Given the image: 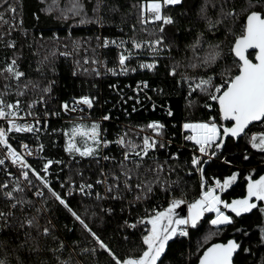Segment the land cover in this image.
I'll use <instances>...</instances> for the list:
<instances>
[{"label": "trees", "instance_id": "trees-1", "mask_svg": "<svg viewBox=\"0 0 264 264\" xmlns=\"http://www.w3.org/2000/svg\"><path fill=\"white\" fill-rule=\"evenodd\" d=\"M72 3L73 0H0V14L3 15L0 19V69L14 59L18 69L25 74L18 82L0 72V95L6 102L19 99L20 107L43 96L50 115L47 128L55 130H41L35 141L43 146L42 155L46 160H52L53 165L60 161L65 166L58 175L61 180L57 175L49 179L51 188L67 200L117 256L138 255L144 247L142 236L150 227L139 224L141 218L153 215V207L163 210L173 199H183L187 206L200 195V174L190 163L192 146L182 143V123L207 121L210 116L216 117L218 124L227 123L219 118L216 102L210 101L199 90L193 91L189 84L194 86L200 78L209 76L215 84H220L225 67L235 74L236 58L230 52L235 35L242 32L248 12L264 11V0H182L179 5L162 8L165 15L174 19L173 24L164 26L163 33L159 31L160 25L141 23L140 6L146 0H101L95 13L93 8L97 0H82L84 13L80 16L68 11ZM10 6L15 8L14 12ZM202 8L204 12H201ZM232 9L236 12L234 17L223 18L221 23L209 27V20L221 19L222 11ZM85 17L86 22L80 23ZM160 35L164 36V46L152 54L158 61L152 72L136 71L115 78L96 76L90 68L94 58L113 64L117 61L116 48L98 47L99 39L105 36L143 41L155 40ZM198 37L201 44L197 45V57L190 45ZM209 45H219L222 57L205 67L198 64V58L205 55ZM130 52H133L129 55L130 61L149 57L145 51L131 49ZM248 55L252 58L253 53ZM75 62L81 64L80 69H76ZM192 64L198 66L192 67ZM172 68L176 69L174 75L170 74ZM137 81H146L148 85L140 87L139 105L133 91ZM26 83L29 86L23 89V95H18ZM46 87L51 91L45 92ZM83 95L95 98L93 115L109 114V120L105 121L108 129H116L121 122L139 125L149 119H159L164 125V147L140 158L139 167L135 162L124 163L121 159L111 163L100 159V154L84 158L67 152L63 148V137L69 123L52 117V113L60 111L63 102L69 103ZM208 103L213 104L212 109L206 107ZM166 107L172 111V116L165 111ZM56 128L60 130L56 131ZM247 131L249 136L252 132L264 131V123H254ZM111 151L117 152L114 147L106 152ZM245 154L249 157L247 160ZM225 158L230 163L225 162ZM157 165H163V168L157 169ZM203 167L208 180L213 177L223 179L238 172L229 189L221 193L222 199L230 202L246 194L249 175L256 179L264 174V152L252 149L244 137L236 142L228 139L222 152ZM128 171L130 188L125 185L124 173ZM112 173H117L118 179L115 180ZM105 180L108 186L104 184ZM72 181L93 184L92 194L65 195L64 189ZM137 184L142 187L137 188ZM39 186L42 194L38 202L24 192H16V199L24 203L15 207L4 195L5 190L0 188V212L6 214L9 224L2 227L5 218L0 217V259H6L8 264H58V257L69 264H114L80 223L54 199L48 188ZM109 186L112 191L107 190ZM149 187L151 191L147 190ZM227 212L233 215V223L221 227L204 246L235 238L242 247L234 256V264H264V243L259 231V227L264 226V215L259 209L241 217H235L230 210ZM213 215L205 214V217L211 219ZM26 218L34 219L31 227L24 223ZM207 219L202 218L197 229L189 228V236H177L169 242L166 254L162 256L163 264L197 263L203 251L198 248L208 231ZM125 221L136 223V228L127 227ZM44 227L49 228L48 235L43 234ZM60 242H63V248ZM244 248L250 251L244 252Z\"/></svg>", "mask_w": 264, "mask_h": 264}, {"label": "snow or ice", "instance_id": "snow-or-ice-1", "mask_svg": "<svg viewBox=\"0 0 264 264\" xmlns=\"http://www.w3.org/2000/svg\"><path fill=\"white\" fill-rule=\"evenodd\" d=\"M101 0H97L96 7L93 8V12H97ZM182 0H146V3H142L140 6L141 23L147 24L149 22H162L160 24L159 31L163 33L164 26L173 24L174 19L171 15H165L162 11L164 5H179ZM223 9V5L221 6ZM11 11H15V8L10 6ZM73 15L80 16L84 13V4L82 0H73L71 8L68 10ZM205 9L202 8L201 12ZM236 15L235 9L228 12H221V19L216 21L209 20V27L213 23H221L223 18L229 16L234 17ZM0 19H3V15L0 14ZM80 23L86 22V17L79 21ZM231 31V30H229ZM115 44V41H111ZM109 41L104 39V46H107ZM201 44L199 37L196 42L190 47L193 53L198 57L197 45ZM133 48L140 49L142 43H138L135 40L132 41ZM159 46V47H157ZM164 46V36L160 35L155 40L147 42V47L150 51H159ZM249 49L254 51V60L249 58ZM230 52L234 54L236 58L234 65L237 68L235 74L232 73L231 68L225 67L221 73L220 84L213 82V77L200 78L197 83L189 84V88L193 91L199 90L207 95L210 101L216 102L218 105V116L226 124H218L216 117H209L207 121H186L183 123L182 128L187 130L189 134L184 137L185 140L193 141L196 151L199 155L193 154L190 159L191 165L200 174V195L190 203H187V215L178 216L175 209L178 205L184 204L183 199H173L166 208L162 211H155L153 215L141 218L138 223L141 225H150L146 228V234L142 236V251L140 254H128L124 257L117 256L112 248L105 243L104 240L97 235L85 222L84 219L68 204L60 193L51 188L49 180L47 179L49 166L53 163L52 160H47L42 169L44 175H41L40 171H37L26 158L32 156L33 152L29 148V145L25 142H19L18 147L24 149V152L18 151L17 147H14L9 140V133H25L35 132L36 124L40 121L35 120V124L24 122L20 123L19 120L23 119L20 115L21 101L16 99L12 102H6L2 95H0V119L6 121L7 127L0 126V146L6 149V155L4 159H0V165H4L6 160H10L12 165H18L20 175L25 179H28L29 173L36 177L40 183L47 187L52 193V196L60 205H63L67 211L80 223L86 232H88L93 240L98 244L99 248L104 250L111 261L114 264H163L162 256L166 254V248L169 242L177 236L187 237L189 236V228L197 229L202 223V218L206 213H214L211 219H207L208 231L203 237V243L200 244V248L203 249L202 254L198 257V264H234V254L241 249L242 245L236 239H228L226 242L211 243L209 246H204L215 235L218 234L221 227H225L233 223V215L228 214L227 210H230L235 217H241L242 214L251 213L253 210L259 209V212L264 215V174L258 178L253 179L251 175L247 177L246 194L242 197L233 198L230 202L222 199L221 193L229 189L233 182L237 179L238 172H232L230 175L223 177V179L213 177V182L208 183L204 176V164L207 160L217 157L222 152L226 143V138H241L246 139V143L250 144L252 149L264 152V131L252 132L248 135V128L253 122L264 123V11H250L246 16V23L243 25L242 32L239 35H235L234 44L232 45ZM222 57V50L219 45H209L205 55L202 58H198V64L202 66H208L210 64L217 63ZM128 59L123 53L119 55V66L121 72H127L129 69L125 66V61ZM158 61L153 60L151 63H141L140 68L153 69ZM198 64H192V67H197ZM135 71V69H131ZM110 72H114L115 69H108ZM0 72L7 73L6 78L15 79L19 82L20 78L25 74L18 69L16 61L13 59L10 63L6 64ZM175 68H172L170 74L174 75ZM100 73L97 72V75ZM225 77H227L225 79ZM192 79V78H189ZM144 87H147V82H140ZM29 84L21 86V90L17 93L23 95V89H26ZM35 87V85H33ZM112 87H115L113 85ZM45 92H50L51 88L46 87ZM43 100V96L40 98ZM94 97L88 95L80 96L73 101V107L71 111H76L79 105H86L89 108L93 106ZM29 107H31L29 105ZM61 107L65 110H69V104L67 101L63 102ZM155 107V105H153ZM209 109L213 108L212 103L206 104ZM135 111V108L133 109ZM26 115H32L31 112ZM168 115L172 116L171 110L168 111ZM103 119H109L105 116ZM148 129L153 130L157 135L161 134V130L164 125L159 121H151L146 126ZM68 136L65 150L70 153H79L82 157L97 155L102 146H106L110 143L107 139H103L100 136L99 125L97 122H92L91 127H86L82 124H76L72 128V134ZM77 135L85 138V146L81 147L77 143ZM90 142V144H89ZM116 144L128 149L123 152L125 160H129L132 156L140 157L141 159L147 156L149 150L155 149L158 145L156 136L149 137L144 135L142 142L138 145L131 141H125L123 135L118 136L115 141ZM42 148V146H39ZM159 147H164L161 143ZM176 154H173L175 156ZM108 159V157H104ZM249 157L245 154L244 159ZM225 162L230 163L225 158ZM136 166L139 167V161H136ZM163 165H157V169H162ZM8 175H12L11 172ZM130 171L125 172V185L131 187L128 184L130 179ZM118 179V177H116ZM101 181H98L100 183ZM31 184V180H28ZM92 188L91 184L82 185L80 191L83 192L84 188ZM118 187V185H117ZM137 188H141V184L136 185ZM0 188L6 189L4 195L13 201V207L16 204H23V200H17L14 193L22 192L23 189L17 182L11 190L8 189V183L5 181L0 184ZM108 191H112V187L109 186ZM151 191L149 187L147 189ZM37 195L42 193L38 190ZM99 197V193H97ZM139 199V197H137ZM261 202V203H258ZM0 217H4V224L2 227H8L7 216L4 212H0ZM24 223L31 227L34 223L33 218H26ZM125 225L130 228H136V223H129L125 221ZM237 232H241L242 229H236ZM261 242L264 243V226L259 227ZM44 235L49 234V228L44 227L42 229ZM247 235V233H244ZM60 247L63 248V242H60ZM54 251H58L54 250ZM244 252H249L250 249L244 248ZM58 264H69V261H60L57 258ZM0 264H8L6 259H0Z\"/></svg>", "mask_w": 264, "mask_h": 264}, {"label": "built area", "instance_id": "built-area-1", "mask_svg": "<svg viewBox=\"0 0 264 264\" xmlns=\"http://www.w3.org/2000/svg\"><path fill=\"white\" fill-rule=\"evenodd\" d=\"M166 6L167 5H164L163 8ZM140 21H141V17H140ZM161 23L162 22L157 21V22H149V23L144 24V25H150V24L151 25L152 24L160 25ZM105 38H107L109 41V44L107 46H104V39ZM99 40L101 41V44H99V46H98L99 48H116V50H117V61H116V63L113 64V63L106 62L103 59L94 58L92 60V62H90L91 63L90 68L92 69V71L94 72V74L96 76L109 75V76H112L115 78L116 77L119 78V77H125L127 74H133L136 71L152 72L155 70L156 66L153 69L140 68V66H139L141 63L147 64V63H151L153 60H155L152 57V54H154L156 51H150L149 48L147 47V42L150 40L137 41V40L131 39V38L129 40H125V39H122L120 37H113V36H105L104 38H101ZM133 40H135L138 43H142V47L140 49L133 48V45H132ZM111 41H115L116 43L113 44V43H111ZM157 47H159V46H157ZM131 49L133 51L148 52L147 55L149 57L144 58V59H139L137 61H130L129 55H131L133 53V52H130ZM121 53H123L125 56L128 57V59L125 61V66L129 69L127 72H121L120 71L119 55ZM69 56H71V55H69ZM75 65L77 67L76 69L81 68L80 67L81 64H79L78 62H75ZM110 68L115 69V71L114 72L108 71V69H110ZM131 69H135V71H132ZM97 72H99L100 74L97 75ZM140 82L141 81H137L135 83V85L133 86V91L136 95L137 105H139L141 102V99L139 98V93L142 92V89L140 87L143 86V84ZM73 101L68 103L70 106L68 111H65L62 107H59L60 111L53 112L52 117L57 116L61 121H65V122L69 123L68 129L65 130L69 136L72 134V128L74 125L82 124L86 127H91L92 122H97L99 125L100 136L103 139H107L108 141H110V143L108 145L102 146L100 149V152L98 153V154H100V159H102V160H109V162H111V161L117 162L118 160L121 159L124 161V163H126V162L132 163V162H136L140 159V157H136V156H132V158L129 160L124 159L123 152L128 150V149H126L123 146L115 143L118 136H120V135L124 136L126 142L131 141V142L138 144V145L142 142V138L144 135H148L149 137L156 136V139L158 140V145L156 148L159 147V144H161V143L164 144V142L166 141V138L164 136V128L161 130V134L157 135L155 132H153V130L148 129L146 127L147 124L151 121H159L163 124V122L160 121L159 119H149L145 123H142L139 125H125L123 122H121L119 124V126L116 127V129H114V128L108 129L106 124H105V121H107V120L103 119L105 116L109 117L108 113H106L105 115H101L100 113L93 115L92 111L94 108L93 107L94 104L91 108H89L86 105L81 104L77 107L76 111H71V108L74 106ZM29 105L31 107H29ZM47 108H48V106H47L45 99H43V100H41L40 98L31 99L26 106L20 107V115L23 119L19 120L18 122L24 123L26 121L28 123L35 124V120L33 119V116H34L36 118V120L40 121L39 124L35 125L36 131L32 132V133L25 132V133H9L8 134L10 143H12V145L14 147H17L18 151L24 152V149L18 147L19 142H25L29 145V148L32 150L33 155L27 156L26 158L28 159V162L34 168L37 169V171H40L41 175H44L42 165L47 160L42 155L43 146L41 145V143L35 141L36 136H38V133L41 130H45V129H49L51 131L55 130V128H47L48 127L47 121L50 117L49 112L47 111ZM166 110L169 111V109L167 107L165 108V111ZM28 112H31L32 115H26V113H28ZM183 123H182V125H183ZM0 126L7 127L6 121H4L3 119H0ZM59 130H60L59 128H58V130L56 128V131H59ZM182 131H183V136H182L183 142L182 143L190 144L192 146L190 156H192L193 154L199 155L198 151H196V149H195L194 142L184 139V137L187 136L189 134V132L187 130H184L183 128H182ZM76 139H77V143L79 146H81V147L85 146V138H82L79 135H77ZM67 140H68V136L64 135V137H63L64 147L63 148H65ZM89 144H90V142H89ZM39 146H42V148ZM111 147H114V149L117 150V152L115 151V153H114L111 151L108 154L106 151H110ZM155 149L149 150L147 155L149 156V154L151 152H153ZM116 153H118V155ZM71 154H75L77 156H80L79 153H71ZM5 155H6V149L3 146H0V159H4ZM97 155H94V156H97ZM104 157H108V159H105ZM84 158H88V156L84 157ZM204 159L209 161L212 158L209 159L208 157H204ZM54 164L55 165H53V163H52L49 166L47 179L49 180L51 178V176L55 177L57 175L58 180H61L58 175L65 170V166H63L60 161H57ZM193 169L197 174H199V172L194 167H193ZM9 172H11L12 175H8ZM112 177L116 180V177H118L117 173H112ZM28 180H31V184L28 183ZM206 180L208 181V183L213 182L212 178H211V180H208L206 178ZM5 181H7V183H8V189L7 190H11L12 187L18 182L20 184V187L23 189L22 192L28 194V196H30V198H32L33 200L38 202V198L41 195H37L36 193L38 190L42 193V190L39 186L41 184L40 181L37 180L36 177L31 174V172L29 173L28 179H25L22 175H20L19 166L18 165H12L10 160H6V163L4 165H0V184H3ZM98 181L99 180H97V183H98ZM49 182H50V180H49ZM88 184H91V183L85 182V181L75 183L74 181H72L64 189V194L65 195H71V194L75 193L77 195H88L89 196L92 194V190H94L93 184H91L92 188L85 187L83 192L80 191V187L82 185H88ZM104 184H106L108 186V181L105 180ZM59 185L63 186V182L59 181ZM199 186H200V179H199ZM4 190L6 191V189H4ZM97 193L98 192H96L95 194L97 195ZM8 199H10V198H8ZM155 211H160V210L158 209V207H156V208L153 207L152 208L153 214L155 213Z\"/></svg>", "mask_w": 264, "mask_h": 264}, {"label": "water", "instance_id": "water-1", "mask_svg": "<svg viewBox=\"0 0 264 264\" xmlns=\"http://www.w3.org/2000/svg\"><path fill=\"white\" fill-rule=\"evenodd\" d=\"M245 23H246V21H245ZM254 51L255 50H253V49H249L248 50V53H246V54H249V53H253V56H252V58H250V59H253V62H255V60H254ZM233 56H234V54H233ZM254 123H258V122H253L252 124L254 125ZM251 124V125H252ZM250 125V126H251ZM249 126V127H250ZM228 139H233L235 142L239 139V138H226V140H228ZM185 210H186V207L185 206H180V207H177L176 209H175V212L177 213V215L178 216H186L187 214L185 213ZM206 214H209V213H206ZM150 226V225H149ZM230 239H235V238H230ZM217 242H221V241H217ZM226 242V241H225ZM213 243H216V242H213ZM210 245V244H209ZM208 245V246H209ZM234 256H235V254H234ZM197 263L196 264H198V261H196Z\"/></svg>", "mask_w": 264, "mask_h": 264}, {"label": "rangeland", "instance_id": "rangeland-1", "mask_svg": "<svg viewBox=\"0 0 264 264\" xmlns=\"http://www.w3.org/2000/svg\"><path fill=\"white\" fill-rule=\"evenodd\" d=\"M180 206H185V207H186V205H185V204L178 205L177 207H180Z\"/></svg>", "mask_w": 264, "mask_h": 264}, {"label": "flooded vegetation", "instance_id": "flooded-vegetation-1", "mask_svg": "<svg viewBox=\"0 0 264 264\" xmlns=\"http://www.w3.org/2000/svg\"><path fill=\"white\" fill-rule=\"evenodd\" d=\"M259 203V202H258ZM185 213L187 214V206H186V210H185Z\"/></svg>", "mask_w": 264, "mask_h": 264}]
</instances>
